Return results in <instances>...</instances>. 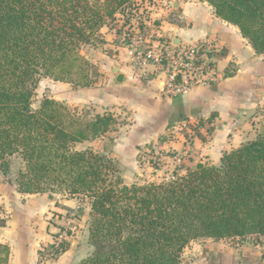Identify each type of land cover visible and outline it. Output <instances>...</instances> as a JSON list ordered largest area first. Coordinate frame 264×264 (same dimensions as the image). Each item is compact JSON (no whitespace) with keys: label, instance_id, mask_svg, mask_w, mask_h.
<instances>
[{"label":"trees","instance_id":"1","mask_svg":"<svg viewBox=\"0 0 264 264\" xmlns=\"http://www.w3.org/2000/svg\"><path fill=\"white\" fill-rule=\"evenodd\" d=\"M133 1L0 0V174L18 157L17 191L88 205L92 249L73 264H181L191 241L264 237V131L224 151L217 164L197 162L169 182L125 184L111 159L74 147L111 131L112 114L78 113L50 97L32 107L41 76L96 83L100 73L82 50L104 44L101 28L117 13L130 15ZM203 1L264 53V0ZM8 255L0 243V264Z\"/></svg>","mask_w":264,"mask_h":264},{"label":"crops","instance_id":"2","mask_svg":"<svg viewBox=\"0 0 264 264\" xmlns=\"http://www.w3.org/2000/svg\"><path fill=\"white\" fill-rule=\"evenodd\" d=\"M139 1L144 16L136 20L143 24L133 22L129 32H143L146 38L157 33L155 38L171 51L212 45L208 56L214 73L206 75L210 80L192 86L180 96L163 94L160 89L164 73H154L152 64L141 69L130 62L121 36L128 30L123 27L126 23H121L115 25L119 31L110 25L101 28L105 42L112 43V58L116 61L110 74H105L108 63L100 68L105 82L96 81L89 87L69 86L64 88L63 96L57 92L53 97L87 104L94 114L113 115L116 124L95 139L99 150L93 151L113 158L125 172L138 167L141 170L142 166L152 169L149 161L153 155L160 156L162 167H173V175L178 176L197 162L217 164L224 151L255 136L256 117L264 110V53H257L239 29L216 16L206 1ZM146 41L150 43L149 38ZM115 67L123 75L122 82L116 81ZM183 119L189 121L188 126ZM86 143L88 140L74 147L92 150ZM132 174L137 179V173ZM138 175L144 173L139 171ZM1 186L0 216L5 223L0 226V243L9 248L7 261L1 264H73L87 255V244L69 239L67 233L63 251L58 256L51 253L54 233L62 226L64 215L84 210L89 213L81 199L61 193H21L2 175ZM55 213L60 215L58 222L52 217ZM74 228L69 229L73 232ZM257 239L251 243L246 238L191 241L183 249L181 264H264V237Z\"/></svg>","mask_w":264,"mask_h":264},{"label":"rangeland","instance_id":"3","mask_svg":"<svg viewBox=\"0 0 264 264\" xmlns=\"http://www.w3.org/2000/svg\"><path fill=\"white\" fill-rule=\"evenodd\" d=\"M142 1V0H141ZM141 2L139 0H136V2L133 1L132 3V10L130 11V16L126 17V16H120V15H116L115 16V20L113 19L112 21L109 22V25L112 26V28L117 29V26H119V24H123L124 22H126V24H124L123 27H125L124 30H129L130 25H132V23L134 22L136 25L138 26H142V24L140 25L139 22H137V20L143 15L144 16V9L140 4ZM128 7V4L126 5V8ZM126 18H130L128 20H126ZM120 20V21H116V20ZM137 19V20H136ZM115 25H117L115 27ZM145 26V25H143ZM108 28V27H106ZM121 30V29H119ZM118 30V31H119ZM107 33V31L105 32ZM107 37L111 39V35L107 34ZM83 54L87 57V59L94 63L97 66L98 72L100 73V68L103 67V65L105 63H108V70L105 71L108 72L110 74V67L114 64L116 65V61L112 58V55L114 53V50L112 48V43H92L91 45H87L83 48L82 50ZM103 75L100 74L98 80H97V84L99 83V81L101 80V82H105L103 80ZM69 86L76 87L73 86L69 83V85H62V84H55L53 82V80H51L48 77L45 76H41L39 81L37 82V85L34 89V94L32 96V101H31V105L34 109L38 108L41 101L45 98V97H50V98H54L53 96L58 95L57 92H59L61 95L63 96L62 92L63 90H65L64 88H68ZM51 91L54 92L51 93ZM61 98V97H60ZM55 99V98H54ZM58 100V99H56ZM59 101V100H58ZM64 104H66L67 106H69L71 109H75L77 110L78 113H87L89 116H92L94 113L92 112L91 108L89 107L87 104H75L72 102H69V99H63V101H60ZM261 114H259L258 117H256V123H255V135H257L258 133H262L264 131V110L260 112ZM184 124H186V126H188V122L187 120L183 119ZM117 122V121H116ZM190 127V126H189ZM194 127H197V124H195ZM89 143L86 144H90L92 146V150H96L98 151V140H88ZM97 144V145H96ZM100 148V147H99ZM82 150V149H80ZM95 151V152H96ZM98 153V152H97ZM107 157V156H106ZM109 158V157H107ZM111 159L113 162V158H109ZM161 160H160V156L158 155H153V157L150 159L149 163L152 165V169H145L146 166H142L141 170L138 168H135L134 170H132V172H136L137 175V179L132 178V180L127 179L124 176L125 170L124 168L119 169L116 165V162H114L115 167L117 169V174L121 177L122 182H124L125 184H130V183H135V184H146L149 182H169L171 180H174L178 175H173L174 173V169L173 167H167L164 168L162 167L161 164ZM21 160L18 157H13L12 159L9 160V168H8V174L7 176H3L5 179L8 178L10 180V183L14 184L15 181V177L17 175V172L19 169H21ZM148 166V165H147ZM131 170V169H130ZM151 170V171H150ZM142 172L144 173L143 176L138 175V172ZM6 179V180H8ZM77 199H80V197H77ZM84 203V202H83ZM84 205L86 206V208L88 209V205L84 203ZM67 215H64L65 220H62L61 224L62 226H58V231H63L65 234L67 233L69 236V239H75V240H82L81 242L87 244L88 247V251L87 254L91 251L92 247L89 245L88 243V226H89V213L87 212V210L84 211H80V212H70V213H66ZM79 214V215H78ZM55 221L58 222V220H60V215H57V213H55L53 216ZM76 218V219H75ZM73 232L71 231V229H69L70 227H74ZM57 231V232H58ZM72 232V233H71ZM55 235L57 233H54ZM262 236L260 235H248L247 237H245L247 239V241L249 243L254 242V240H258L257 238H261ZM232 240V239H230ZM66 239L63 240V244L62 247H66ZM52 253V252H51ZM58 256V255H57ZM182 256V255H181Z\"/></svg>","mask_w":264,"mask_h":264},{"label":"built area","instance_id":"4","mask_svg":"<svg viewBox=\"0 0 264 264\" xmlns=\"http://www.w3.org/2000/svg\"><path fill=\"white\" fill-rule=\"evenodd\" d=\"M125 16L129 17L130 15ZM157 35V33H153L146 38L143 32H129L128 30L123 32L121 36L122 45L129 52L130 62L134 68L142 69L145 65L152 64L155 68L154 73L162 72L165 74L160 89L163 94L180 96L192 86L205 84L206 81L210 80V77L207 78L206 75L214 73L208 56L213 51L212 45L204 43L171 51L167 49L164 42L155 38ZM148 38L149 41L152 39L149 44L146 41ZM156 43L157 45L153 46ZM64 235V232L58 231L54 236L51 246L53 255H58L63 251Z\"/></svg>","mask_w":264,"mask_h":264},{"label":"water","instance_id":"5","mask_svg":"<svg viewBox=\"0 0 264 264\" xmlns=\"http://www.w3.org/2000/svg\"><path fill=\"white\" fill-rule=\"evenodd\" d=\"M114 72L117 73L116 74V81L117 82H122L123 75L120 72H118V68L117 67L114 68ZM124 176L127 179H129V180H132V178H133V174H132V172L130 170H126V172L124 173Z\"/></svg>","mask_w":264,"mask_h":264}]
</instances>
